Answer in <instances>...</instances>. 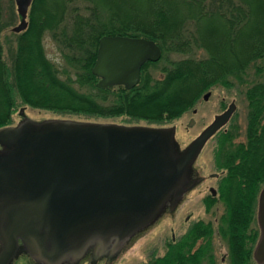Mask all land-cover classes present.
<instances>
[{"label": "trees", "instance_id": "trees-1", "mask_svg": "<svg viewBox=\"0 0 264 264\" xmlns=\"http://www.w3.org/2000/svg\"><path fill=\"white\" fill-rule=\"evenodd\" d=\"M27 17V26L17 32L12 83L0 44V126L11 123L14 87L20 99L32 106L87 115H128L160 124L188 109L210 85L233 83L231 76L244 82L249 64L264 56V0H31ZM8 24L0 0V29ZM47 31L65 65L46 55L43 35ZM104 34L153 39L161 55L141 65L140 79L132 87H99L92 66ZM197 47L206 55L194 56ZM172 53L181 56L170 58ZM161 58L168 63L156 76L150 67ZM259 68L262 74L254 76L244 90V139L235 140V127L216 132L213 154L216 166L223 169L219 192L226 202L223 216L231 232L230 264L255 262L257 197L264 186V66ZM251 219L255 229L248 245L240 230ZM190 233L193 236L181 239L188 249L199 235L195 229ZM200 253H186L172 244L170 251L143 264H199Z\"/></svg>", "mask_w": 264, "mask_h": 264}, {"label": "water", "instance_id": "water-1", "mask_svg": "<svg viewBox=\"0 0 264 264\" xmlns=\"http://www.w3.org/2000/svg\"><path fill=\"white\" fill-rule=\"evenodd\" d=\"M14 1L19 21L12 29L19 32L27 26L31 0ZM160 55L153 39L104 34L92 66L96 84L130 88L141 65ZM234 109L231 101L180 151L174 125L22 115L0 126V264L19 248L41 264H76L87 252L93 258L114 254L169 198L181 196L196 154ZM256 219L252 254L264 264V186Z\"/></svg>", "mask_w": 264, "mask_h": 264}, {"label": "rangeland", "instance_id": "rangeland-1", "mask_svg": "<svg viewBox=\"0 0 264 264\" xmlns=\"http://www.w3.org/2000/svg\"><path fill=\"white\" fill-rule=\"evenodd\" d=\"M3 2V16L8 25L0 29V44L2 45V57L7 65L8 78L13 82V57L17 47V32L12 29V26L18 23L19 14L16 9L14 0H2ZM80 4V3H78ZM28 22V17H27ZM55 39L50 31L43 35V45L46 55L56 64L65 65L66 62L62 60L59 48L55 44ZM194 56L201 57L206 55L202 47H197L194 50ZM170 58H178L181 56L178 53H172ZM166 59H159L158 62L152 64L150 70L156 76L160 75L159 68L167 64ZM260 66H264V56L259 57L249 64L242 77L246 78L241 82L236 77H232L233 83L220 82L212 84L202 91L188 109L184 110L180 115L161 122L160 125L169 126L174 125L175 140L177 139L178 147L184 146L193 137H195L215 116L216 113L225 109L230 101L235 102V109L231 114L230 119L224 125L228 127H235L238 132L235 140L244 139L245 126L247 121V99L244 90L254 76L262 74ZM15 96L16 105L11 115V123H15L22 115L35 120L45 118H70L84 121H98V122H116L124 124H152L158 123L150 122L142 118H133L128 115L118 116H99L87 115L74 112H59L52 109L37 107L23 102L14 87L12 89ZM209 91V95L204 97V93ZM21 109L22 114H21ZM217 133L207 140L198 157L191 164V176H197L199 182L195 183L187 189L185 195L179 199V204L176 210L171 214L163 209L155 219L147 225L138 229L126 243L117 252L110 255H102L99 260L93 264H143L150 260V258L162 255L166 250V240L170 236V231L181 232L186 224L185 216L190 214L191 217L213 218L215 216L221 218L226 213V202L219 192V195L214 198L210 195L209 187L217 188V181L212 177L213 172L221 170L216 166L214 160V148L217 143ZM196 180V181H197ZM220 185V183H219ZM182 200V201H181ZM210 200H215L211 201ZM207 201L209 203H207ZM217 201V202H216ZM255 219V218H254ZM254 219H251L250 225L255 229ZM253 232V230H251ZM251 232V236H252ZM251 240V237H250ZM248 241V245L252 243ZM226 239L220 237L214 238L215 251L218 264H230V259L221 261L222 256L226 254ZM85 259L76 264H86ZM252 264H256L251 260ZM19 264H27L22 258L17 261ZM203 264V263H202Z\"/></svg>", "mask_w": 264, "mask_h": 264}, {"label": "flooded vegetation", "instance_id": "flooded-vegetation-1", "mask_svg": "<svg viewBox=\"0 0 264 264\" xmlns=\"http://www.w3.org/2000/svg\"><path fill=\"white\" fill-rule=\"evenodd\" d=\"M19 119H21V117ZM19 119L16 122H18ZM10 124H13V123H10ZM158 125H160V124H158ZM224 125L221 128H224ZM221 128H219V129H221ZM214 134H212L209 138H211ZM174 140H175V136H174ZM207 140L205 141V143L207 142ZM189 142L186 143L184 146L178 147L177 143H179V142H177V139H176L175 145H176L177 151L183 150L189 144ZM205 143L203 144V146L205 145ZM203 146L201 147L200 150H202ZM0 148H1V146H0ZM200 150L196 154L195 158L198 157ZM195 158H194V160H195ZM190 167H191V165H190ZM191 175L192 174H191V169H190V171H189L190 184L183 191L181 196L175 202H172V199H170V198L166 201L164 209L167 210L169 213L172 214L176 210V208L180 202L179 199L185 195V193H186L185 191L187 189H189L194 183L196 185L199 182V180H197L198 179L197 176H194V175L191 176ZM222 175H223V169L213 172L212 177L217 181V188L215 189L214 187H209L210 195H208V196L214 198V197H216V195L217 196L219 195V183L221 181ZM211 201H215V200H210V203H211ZM207 203H209V202L207 201ZM184 218L186 220L187 225L185 226V228L181 232H174V230L170 231L171 232L170 236L166 240V250L165 251H167V250L170 251L172 244L173 245L178 244L181 246L183 251H186V253L190 252L191 254H193V253H196L197 251H200L201 253H200V263L199 264H202V263L203 264H218L217 257H216V251H215L214 238L220 237L221 239H223V238L226 239V241H225L226 242V254L224 256H222L221 261H225V260L229 259V251H230L229 239H230L231 232L229 231V225H228L227 220L224 218V216H222L221 218L215 216L211 219L210 217L209 218L194 217V216L191 217L190 214H186V216ZM250 222L251 221H249L245 225L243 224L244 227H243V229L240 230V232L242 233L243 241H246L247 244H248V241L250 240V235L252 232L251 230L253 228V227H251ZM254 226H255V224H254ZM193 229H195L196 233H199V235H197L194 238L196 240V244L192 245L188 249V244L181 241V239L184 237H187L188 235L193 236V233H190ZM192 241H193V239H192ZM18 243L22 244V240L18 239ZM100 257L93 258L91 253L87 252L83 255L82 258H80L78 260V262L85 259L84 261L86 264H93V263L97 262ZM20 258H22L24 261H26L27 264H41L40 262L36 261L27 251H25L21 248L18 249L17 254L14 255L10 259L8 264H19L17 261Z\"/></svg>", "mask_w": 264, "mask_h": 264}]
</instances>
